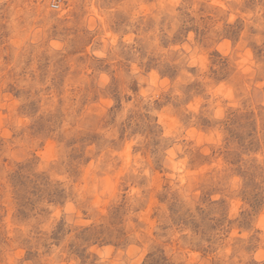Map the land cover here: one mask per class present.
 <instances>
[{
  "label": "rangeland",
  "instance_id": "1",
  "mask_svg": "<svg viewBox=\"0 0 264 264\" xmlns=\"http://www.w3.org/2000/svg\"><path fill=\"white\" fill-rule=\"evenodd\" d=\"M0 264H264V0H0Z\"/></svg>",
  "mask_w": 264,
  "mask_h": 264
},
{
  "label": "built area",
  "instance_id": "2",
  "mask_svg": "<svg viewBox=\"0 0 264 264\" xmlns=\"http://www.w3.org/2000/svg\"><path fill=\"white\" fill-rule=\"evenodd\" d=\"M52 7H53L54 9H56V8L59 7V5H58L57 3H53V4H52Z\"/></svg>",
  "mask_w": 264,
  "mask_h": 264
}]
</instances>
